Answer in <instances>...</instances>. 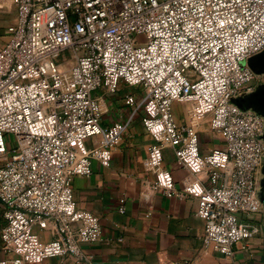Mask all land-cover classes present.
<instances>
[{"label": "built area", "instance_id": "obj_1", "mask_svg": "<svg viewBox=\"0 0 264 264\" xmlns=\"http://www.w3.org/2000/svg\"><path fill=\"white\" fill-rule=\"evenodd\" d=\"M9 1L17 22L0 48V246L18 258L5 264L90 261L84 247L102 228L78 208L72 181L89 178L93 162L111 165L127 125L104 127L94 94L122 83L141 89L125 104L143 109L155 141L146 164L152 189L198 200L206 247L224 256L246 248L260 228L247 220L263 210L264 117L233 101L258 77L248 62L264 52V0ZM184 103L221 148L201 152L196 129L176 120L174 106ZM166 148L192 176L182 190L163 167ZM35 227L55 238L42 242Z\"/></svg>", "mask_w": 264, "mask_h": 264}, {"label": "crops", "instance_id": "obj_2", "mask_svg": "<svg viewBox=\"0 0 264 264\" xmlns=\"http://www.w3.org/2000/svg\"><path fill=\"white\" fill-rule=\"evenodd\" d=\"M17 22V13L9 0H0V37L5 41L8 29ZM0 40V48L5 43ZM139 99L140 88L120 84L116 93L104 89L95 92L102 106L104 127L117 122L126 123L121 143L113 150L111 165L107 168L92 163L89 178L76 177L72 181L74 198L79 209L100 220L101 239L85 246L90 257L86 264H264V236L236 245L233 254L224 256L204 244V220L199 217V202L193 197L167 198L152 189L154 174L147 171L149 148L155 141L146 133L142 123L143 109L125 104L127 96ZM176 120L181 125L196 129L200 149L204 154L221 148V138L210 130L207 121L196 123L191 104L174 106ZM97 139L87 145L95 146ZM163 167L169 171L178 191L192 180L187 169L176 161L171 148L164 150ZM207 183V182H205ZM125 199V212L119 211ZM4 209L0 205V233L5 227ZM42 242L55 237L48 231L34 228ZM18 258L0 246V264ZM41 264H75L72 257L52 258Z\"/></svg>", "mask_w": 264, "mask_h": 264}, {"label": "water", "instance_id": "obj_3", "mask_svg": "<svg viewBox=\"0 0 264 264\" xmlns=\"http://www.w3.org/2000/svg\"><path fill=\"white\" fill-rule=\"evenodd\" d=\"M249 66L256 73L261 75L264 73V52L254 56L248 62ZM243 110H254L264 117V86H260L257 90L249 95L233 101ZM263 172V170H262Z\"/></svg>", "mask_w": 264, "mask_h": 264}, {"label": "rangeland", "instance_id": "obj_4", "mask_svg": "<svg viewBox=\"0 0 264 264\" xmlns=\"http://www.w3.org/2000/svg\"><path fill=\"white\" fill-rule=\"evenodd\" d=\"M4 39V37H0V40L2 41ZM137 40L139 43H144L145 41V36L140 35L137 37ZM5 41V39H4ZM258 77L255 78V80L252 82V89L253 92L257 90V88H259L260 86H264V73L261 75H257ZM251 92V93H253ZM250 94V93H249ZM8 141L12 143H14V136L13 135H9L7 137ZM247 222H253L259 225V233L257 236L261 237L264 236V209L262 210L261 214H257L254 215L252 218L248 219ZM34 232V231H33ZM49 232V231H48ZM50 233V232H49Z\"/></svg>", "mask_w": 264, "mask_h": 264}, {"label": "flooded vegetation", "instance_id": "obj_5", "mask_svg": "<svg viewBox=\"0 0 264 264\" xmlns=\"http://www.w3.org/2000/svg\"><path fill=\"white\" fill-rule=\"evenodd\" d=\"M259 186H260L259 198H260V201H261V203L263 205V209H264V168H263V172H262V178L260 179V182H259Z\"/></svg>", "mask_w": 264, "mask_h": 264}]
</instances>
